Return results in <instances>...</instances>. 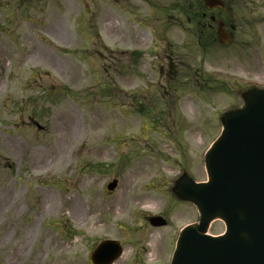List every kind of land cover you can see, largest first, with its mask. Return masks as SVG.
<instances>
[{
  "label": "rangeland",
  "instance_id": "1",
  "mask_svg": "<svg viewBox=\"0 0 264 264\" xmlns=\"http://www.w3.org/2000/svg\"><path fill=\"white\" fill-rule=\"evenodd\" d=\"M225 2L199 33L184 9L203 0H0V264H87L97 238L138 237L142 211L164 235L195 217L171 181L206 180L221 115L264 88V0ZM211 14L229 46L198 42Z\"/></svg>",
  "mask_w": 264,
  "mask_h": 264
},
{
  "label": "water",
  "instance_id": "2",
  "mask_svg": "<svg viewBox=\"0 0 264 264\" xmlns=\"http://www.w3.org/2000/svg\"><path fill=\"white\" fill-rule=\"evenodd\" d=\"M204 2L223 7L220 0ZM222 26L219 22L217 41L228 45L231 38ZM243 98V108L221 118L223 131L206 157L208 182L176 186L178 196L197 206L200 220L179 235L171 264H264V91L251 90ZM213 219L223 221L224 235L206 234Z\"/></svg>",
  "mask_w": 264,
  "mask_h": 264
},
{
  "label": "flooded vegetation",
  "instance_id": "3",
  "mask_svg": "<svg viewBox=\"0 0 264 264\" xmlns=\"http://www.w3.org/2000/svg\"><path fill=\"white\" fill-rule=\"evenodd\" d=\"M203 8L201 7L199 10L200 12V19L197 21V23L200 25L202 23L203 18L206 17V14ZM213 14H211L212 16ZM211 21V19H210ZM209 21V22H210ZM211 22H214L212 20ZM201 26V25H200ZM207 26L209 29H211L212 33L210 34L211 36H207V38H213L214 36V29L211 25V23H207ZM226 27V25L224 24ZM228 26H230V23H228ZM19 112H22V108H20ZM198 162V161H197ZM195 171L200 172L201 167L199 164L195 165ZM196 182H199L201 180H195ZM117 189V186L111 191L108 192L107 195L111 196ZM175 195H173L174 200L177 201L180 204H185L189 206V208L194 212L195 215H197L196 209L194 206L187 201H183L179 198H175ZM121 208V204L118 202H112L109 205L106 206V209L108 211H112L113 214L118 213V211ZM110 209V210H109ZM95 211L91 212V215H93ZM154 214H145L143 213L141 216H136V226L132 229L133 234H138V237H135L133 241H127V238L125 237V233H121L118 236H113L110 239H114L118 242L117 249L114 251H110L107 253V255L112 256L113 254H116V258L111 261L110 264H169L170 262V257H171V248H168L167 250H164L163 248V243L165 239L170 240V244H173L174 240V234L175 232L168 231L164 235L163 232L161 231L163 228L169 226V224L166 223L161 226H153L151 225V220L150 217L153 216ZM134 220V219H133ZM98 223L97 221L93 222V226H97ZM101 225V224H100ZM117 228L120 230H125L124 228H120V225L117 224ZM149 236L148 239H145L143 241V236ZM93 249L89 248L87 251V259L86 263L87 264H93L91 262V254H92ZM149 255L148 259H144L143 255Z\"/></svg>",
  "mask_w": 264,
  "mask_h": 264
},
{
  "label": "bare ground",
  "instance_id": "4",
  "mask_svg": "<svg viewBox=\"0 0 264 264\" xmlns=\"http://www.w3.org/2000/svg\"><path fill=\"white\" fill-rule=\"evenodd\" d=\"M189 109H190V106H189Z\"/></svg>",
  "mask_w": 264,
  "mask_h": 264
}]
</instances>
